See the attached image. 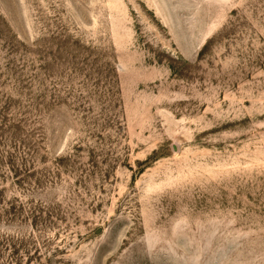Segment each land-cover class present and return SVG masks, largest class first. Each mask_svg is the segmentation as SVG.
Returning a JSON list of instances; mask_svg holds the SVG:
<instances>
[{
  "label": "rangeland",
  "instance_id": "obj_1",
  "mask_svg": "<svg viewBox=\"0 0 264 264\" xmlns=\"http://www.w3.org/2000/svg\"><path fill=\"white\" fill-rule=\"evenodd\" d=\"M0 264H264V0H0Z\"/></svg>",
  "mask_w": 264,
  "mask_h": 264
}]
</instances>
